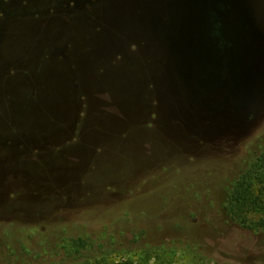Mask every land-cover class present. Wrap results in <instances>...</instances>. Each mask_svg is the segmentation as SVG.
<instances>
[{
	"label": "rangeland",
	"instance_id": "obj_1",
	"mask_svg": "<svg viewBox=\"0 0 264 264\" xmlns=\"http://www.w3.org/2000/svg\"><path fill=\"white\" fill-rule=\"evenodd\" d=\"M212 1L202 32L190 0H0V264H264L227 209L264 0Z\"/></svg>",
	"mask_w": 264,
	"mask_h": 264
},
{
	"label": "trees",
	"instance_id": "obj_2",
	"mask_svg": "<svg viewBox=\"0 0 264 264\" xmlns=\"http://www.w3.org/2000/svg\"><path fill=\"white\" fill-rule=\"evenodd\" d=\"M204 19L205 22H200L197 29L202 32L210 29L204 26L207 25L206 15ZM256 147L251 152L249 163L235 177L227 200V209L245 228L264 231V144L259 143ZM252 214L261 216L258 220H250ZM73 244L81 250L89 245V241L78 238L73 240Z\"/></svg>",
	"mask_w": 264,
	"mask_h": 264
},
{
	"label": "water",
	"instance_id": "obj_3",
	"mask_svg": "<svg viewBox=\"0 0 264 264\" xmlns=\"http://www.w3.org/2000/svg\"><path fill=\"white\" fill-rule=\"evenodd\" d=\"M191 1V5L192 7L194 8V2L197 4L195 5V8H194V13H193V19H195V23L193 25L196 26V28H198V25L199 23H203L205 22L204 20V17L205 15L207 16V23L208 24H211V23H214L216 21V17H217V13H218V9L217 8V3L216 1H212V0H190ZM204 4V5H208V6H213V10L212 8L211 9H207L205 10L201 5ZM216 9V10H215ZM245 72H247L246 70L243 69V67H241L239 69V73L240 74H245Z\"/></svg>",
	"mask_w": 264,
	"mask_h": 264
}]
</instances>
